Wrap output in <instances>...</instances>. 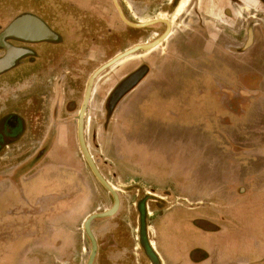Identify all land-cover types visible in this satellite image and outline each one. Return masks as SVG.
I'll return each mask as SVG.
<instances>
[{"label":"crops","instance_id":"0c3cea01","mask_svg":"<svg viewBox=\"0 0 264 264\" xmlns=\"http://www.w3.org/2000/svg\"><path fill=\"white\" fill-rule=\"evenodd\" d=\"M198 6L206 15L201 51L148 62L100 132L103 164L124 187H150L166 168L167 186L158 197L168 206L157 215L153 239L166 264H264V220L259 226L256 210L236 209L250 200L264 213V35L254 28L240 47V28L264 12V3L198 0ZM191 35L198 37L196 30ZM129 128L134 135H127ZM58 149L53 158L64 160L66 151ZM228 151L232 156L222 159ZM42 182L21 183L22 204L42 196L35 187L42 189ZM28 183L32 200L24 194ZM11 211L0 217V243L7 245L0 264L9 261Z\"/></svg>","mask_w":264,"mask_h":264},{"label":"flooded vegetation","instance_id":"af4514ba","mask_svg":"<svg viewBox=\"0 0 264 264\" xmlns=\"http://www.w3.org/2000/svg\"><path fill=\"white\" fill-rule=\"evenodd\" d=\"M183 1L185 2L184 8L182 7L183 9L179 13L177 11ZM260 1L264 3V0ZM25 4L23 7H14L10 11H0V57L5 54L4 45L11 51L8 52L7 56L15 52L17 54L11 65L0 71V156L6 153L8 149L13 150L12 146L22 141V138L27 136L25 132L28 131V144L21 150L20 155L26 154V160L23 161L29 162L27 165H23L24 170L19 175L17 173L20 172L19 167L21 164L8 166L10 179H7V183L15 188V201L20 206V209H17V211H20L19 213L13 208L9 213L10 219L7 225L8 232L11 233L12 243L8 251V264H17V262L18 264H52L50 261L52 257H55L56 264H65L64 259L66 260L67 256H71L76 248L73 238H71V245L60 249L61 251L49 252L52 253L50 255L46 250L40 248L41 245L37 246V248H40L37 252L31 251L29 249L30 245L25 244L27 238L31 236L30 233L28 234L30 226L28 220L36 217L40 220L43 217L46 218L45 214L50 213V208L56 204L70 206V209L74 206L73 204H77L73 200V193H79L78 187H73L72 191L67 190L64 193L56 191L43 194L35 197V200H33L35 203L30 204L26 201L27 204H22V198L18 197L17 192L22 182H27L33 177L38 179L44 177L42 179L44 184L47 182L45 179L52 178L53 174L55 175L54 181L51 180L48 183L53 187H57V178H60L58 173L66 175V178L70 177L72 179L70 182L73 181L76 184L77 174H75L76 170L73 169V165L55 163L52 167L42 161V157L49 156L52 158V155L59 150V146L55 145L56 147L51 149L50 142H46L47 134L37 137L41 127L45 126L48 119L49 125L51 121L57 120L60 117L58 114L59 108H67L66 104L72 103L74 94L79 92L73 88L59 92V87L54 84H58L65 78L76 80L78 74L75 71L79 70L77 64L82 63L81 69H84L89 61L94 59L95 54L92 51L95 45L101 51L102 56H107L104 59L106 61L135 44L157 40L158 42H155L156 44L147 51H135L112 64L122 62L119 72L117 71V74L114 72L115 79L106 81L111 82L113 80V85L107 91L105 89L96 92L99 99L97 106L111 113V110L114 109L124 95L140 81L147 71L146 69L149 68L148 62L156 63L157 61L158 63L160 57L166 60L165 57L174 56L175 51H180L182 54L201 51L202 41L205 40L206 15L204 9H199L198 0H25ZM153 6L158 8L159 11L153 18L148 20L157 21L147 26L129 24V22L136 24L148 21L141 20L136 14L140 13L142 9ZM175 13L176 16H174ZM21 16H24V18L11 26L13 21ZM21 21H24L23 27H21L22 31L16 28L18 24H21ZM244 25V38L242 39L243 45H240L241 48H245L244 44L252 40L254 28L257 29L258 34L264 35V24L259 18L246 20ZM218 28L215 26L216 30ZM194 30L197 31V38L191 35ZM217 31L220 35V29ZM148 32L151 34L150 36H146ZM122 40L133 41L129 45H122ZM117 46L118 50L112 52V49ZM234 50L238 51V49ZM2 63L0 62V65ZM141 68L144 69L143 75L112 102L114 90L121 83L126 84L135 79L132 75ZM242 74L241 72L237 77L240 79L241 76L245 75ZM130 76L132 78H129ZM88 78L89 76L85 81V86ZM20 79L23 83L20 86H15L14 84ZM47 80H52L54 86L51 85L50 88V85L45 84ZM241 85L239 83V86ZM85 86L79 98V107ZM91 90L92 84L87 105L90 101ZM61 93H67L70 97H66L65 102L60 104L58 96ZM48 115L49 118H47ZM82 122H84V115ZM37 143L40 145L39 148L33 150ZM48 143L49 145H47ZM23 145H25V141H23ZM47 146L49 147L47 148ZM45 148L47 149L45 150ZM50 170L54 173L47 177ZM13 172L15 173L12 174ZM68 173L70 174L67 175ZM83 183L84 185L81 184L82 190L85 187L86 196L93 199L92 188L89 185L86 186L85 182ZM61 186L59 187L61 188ZM112 187L114 186L112 185ZM136 189L138 192L140 190L142 200L135 202L136 210H138L135 228L128 229L127 226L130 225V220L123 222L122 217L124 215H118L117 210L120 208L118 193L116 194L117 207L111 215L98 219L93 218L89 221L88 228L96 247L91 264H166L155 250L153 239L155 237L154 226L157 215L167 208L168 204L157 209L160 211L151 214V222L147 223L150 213L145 210L144 198L157 204H162L164 198L154 196V193L148 192L151 196L156 197L150 198L144 195L147 192L142 190L141 187L137 186ZM48 198H50L49 201L46 200ZM112 203L113 199L111 197V204L103 210L110 208ZM75 215L71 214L70 224L76 220L77 216ZM117 215L119 216L118 219L116 218ZM22 217L27 218L26 224L23 223L25 221L23 220V225H17ZM132 230L136 232L134 237ZM68 231L71 237L74 236V231ZM22 232H26V234ZM16 236L21 237V241ZM23 238H25L24 241ZM88 242L87 258L91 246L90 240ZM58 246L59 244L55 248ZM100 247L103 248L102 251H99ZM22 258H27V262H22Z\"/></svg>","mask_w":264,"mask_h":264},{"label":"rangeland","instance_id":"374dc122","mask_svg":"<svg viewBox=\"0 0 264 264\" xmlns=\"http://www.w3.org/2000/svg\"><path fill=\"white\" fill-rule=\"evenodd\" d=\"M148 4H151V3H148ZM24 5H26L25 0H0V11H3V12L7 10L10 11V10H13L14 7H17V6L23 7ZM158 11H159L158 8L153 6L150 8L142 9V11L140 13H137L136 15L140 17L141 20H148V19L153 18V16L156 15ZM255 17L259 18V20L262 21L264 24V12L257 11ZM244 27L245 25L242 28H240V33H241L240 36L242 38H244V33H243ZM150 35L151 34L149 32L146 34V36H150ZM132 41L133 40H122V45L123 44L129 45L130 43H132ZM240 42H243V40H240ZM122 45H120V47H122ZM118 46L114 47L112 49V52L118 50ZM93 47H94V50L92 51V53L95 54L94 59L89 61V63L84 69H81L82 63L77 64L79 67V70L75 71L78 74V78L76 79L77 81L73 80L72 78L70 79L65 78L62 81H60L58 84H54L59 87L58 88L59 92H61L62 90L63 92L64 90L68 91L70 90L69 88H73L74 90H78L79 92L75 93L77 96L74 94L73 96L74 101L72 103L66 104L67 108H64V107L61 109L59 108L58 114L60 117H58L57 120L51 121V124L49 125V119H48L45 126L41 127V131H39V135L37 136V137H41L44 134H47L46 142L47 141L50 142V144L52 145L51 149H54L56 146H59L63 148V151H66V154H67L65 156V159L62 161L57 160L56 158H53V156L52 158L49 156L42 157L43 163L50 164L49 166H52V167L54 166L53 164L55 163L73 165V169L76 170L75 174H77V178L75 179L76 184H74L73 181L70 182L72 180L70 179V177L66 178V175L57 172L58 175L60 176V178H57L58 180L57 187H53L52 185L48 183L51 180L54 181L55 175L53 174L52 178H48L49 180L45 177L46 178L45 181L47 182L39 186L40 188L42 187V189H39L38 186H35L36 191L40 193L41 195H43V194H47L50 192H56V191L64 193L67 190L72 191L73 187L74 188L78 187L79 193L78 194L73 193L74 195L73 200L77 202V204H73L74 206L71 207V208L74 207L73 209L71 208L69 209L70 206H67V205L61 206L59 204L58 205L56 204L55 206L53 205L50 208V213L48 212L45 214L46 218L43 217L41 218V220L36 219L37 217L29 218L28 221L30 223L29 224L30 226H29L28 234L30 233L31 236L30 238H27V241L25 244L30 245L29 249L31 251L37 252L41 248V249L46 250L48 252V255H50L52 253H49V252H53L54 250L61 251L60 249H64L68 245H71V238H73V242L76 245V248L74 249V252L71 254V256L69 255L67 256L66 260L64 259L65 264H85L87 253L89 250V242H88L89 239L86 233L84 232V229L82 227V222L86 218L87 215L91 213H95V212H100L103 209L107 208L111 204V197H112L111 194L98 182V180L95 178V176L92 174V172L88 168L79 150V147L77 144V137H76L75 116L77 114V110L79 107L78 102H79V98L81 97L83 88L85 86V81L87 77L90 76L93 70H95L100 64L105 62L104 59H106L107 57V56L101 55V51L98 50L96 45ZM255 51L257 52L258 50H255ZM121 65H122V62H119V63L112 65L111 67L105 68L102 71H100L94 78V81L92 83V90H91L92 92L90 94V101L84 112V122H83L82 129H83L84 142L86 144L89 154L94 160V163H95V166L98 172L101 174V176L106 180V182L110 186L113 185L115 187V188L114 187L112 188L114 189L116 194L118 193V196L120 198V208L117 210L118 215H122V214L124 215L122 217L123 222H128V219H129L130 225L127 226V228L133 229L136 227V223H137L136 213L138 211L136 210L137 206L135 205V202H137V200H142L141 199L142 195H141L140 190L138 192V190L136 189L138 185H130L128 187L121 186V184L116 180L117 178H115L116 176L114 175V171H112L110 166L109 165L106 166L103 164L101 143H100V136H101L100 132L106 131V129L108 128V121H109L111 113L110 111L106 112V109H100L99 106H97L99 99H98V96L96 95V92L98 93L100 91H104L105 89L107 91L109 89V87L114 83V81L113 80L111 82H106V81H109V79H115L114 72L117 74V71L121 68ZM22 80L20 79L14 85L20 86L23 83ZM52 82H53L52 80H47L45 84L50 85V88H51V85H53ZM67 93H64V94L61 93L59 95L60 97L58 96V99L60 100V104L61 102H65L66 97H70L68 96ZM48 103H49V100H48ZM47 118H49V115ZM133 126L136 127V121L133 123ZM130 129L131 128H129V130ZM129 130L127 133L128 136L135 134V130L133 128L130 131ZM25 133L27 136L25 138H22V141H19L18 144L20 145L16 144L15 146H12V148H14L13 150L8 149L6 153L0 156V180L2 181L0 182L2 183V185L0 186L1 188L0 191H2L0 195V217L3 219H7V215H5L7 213V210H10L13 208V209H16L15 211H17V209L18 210L20 209V206L15 204L17 203V201H15L16 198L14 197L15 192L11 188H9V185L7 187L5 186L7 185L6 173L8 172L7 171L8 166H13V165L17 166V164H21V166L19 165L20 172L17 173L19 175L24 170L23 165L24 164L27 165V163H29L27 161H23V160H26L25 159L26 154L20 155V153L22 152L21 150L24 147H26V145L28 144L27 143L28 131H26ZM23 141H25V145H23ZM47 145H49V143ZM39 146H40L39 143L35 144V147L33 148V150H36V148H39ZM48 147L49 146H47V148ZM66 147L68 149H66ZM47 148H45V150ZM232 154L233 153H230L229 151L223 152L222 159L227 158V156H232ZM224 163L228 164L227 161L223 160L222 165H224ZM230 165L232 164L230 163ZM130 169H133V168H130ZM163 171L164 172L161 173L160 179H158L156 175L155 179H153L154 182L150 183L151 188L145 184L144 186L143 185L140 186L142 187L141 188L142 190L147 192V194L144 193L145 196L150 197V198H156L154 196L161 195V193L159 192L162 190V188L165 189L167 186L166 172H165L166 168H164ZM52 173H54V171L50 170L47 177H49ZM69 174L70 173H68L67 175ZM42 179H44V177H42ZM83 182L86 183V186L89 185V187L92 188L93 199L86 196L85 187H84V190H82L83 187H81V184L84 185ZM157 182H161V183H157ZM36 183L37 182H35L34 184L36 185ZM34 184L32 183L31 186H33ZM24 185L28 187L27 191L24 190V194L26 195V198L29 200H32L33 198L30 197L31 192L29 191V188H30L29 183L24 184ZM59 186H61V188ZM32 189H35V188H32ZM148 192L154 193L155 195L151 196L150 194H148ZM32 196H34V193ZM246 196L249 197L248 194H246ZM18 197L20 196L18 195ZM163 198H164V201L162 204H159V203L157 204V203L152 202L151 200H148L147 198H144L143 201L144 203H146L145 210L150 213L148 217L149 220L147 221V223L151 222V217H152L151 214H154L160 211L157 209L161 207H165L167 205V202L165 201L166 200L165 197ZM46 200L49 201L50 198ZM259 200L261 199L259 198ZM32 206L34 207V205ZM23 207H26V206H23ZM257 208L259 209L261 208V206L258 205L257 202L254 205L253 203H251L250 200L242 204L240 203L236 207L239 214L242 212L246 213L247 211L251 212V211L256 210L255 212L257 213H255V215L256 214L258 215L259 222H260L259 226H261L262 221L264 220V216H263L264 213L261 212L260 209L257 210ZM19 212L20 211H17V213ZM71 214L72 215L76 214L75 216H77V218L75 221H73L70 224L69 220H70ZM118 215L116 217L117 219L119 218ZM99 218H102V217H99ZM26 219L27 218L25 217H22L21 220L18 219L20 220V222L18 221L17 225H23L22 224L23 220H25L23 223L26 224L27 222ZM68 230L74 231V236L71 237V234H68L69 232ZM22 233L26 234V232H22ZM135 233L136 232L132 230L133 237ZM8 235H9L8 244L9 246H11V243H12V237L10 236L11 233L8 232ZM16 238H18L19 241H21V237L16 236ZM22 240L24 241L25 238H23ZM58 244L59 246L55 248V246H57ZM39 245H41V247L37 248V246ZM5 246L7 245L0 243V254L2 252L1 250ZM102 250L103 248L100 247L99 251H102ZM27 260H28L27 258H22V262H27ZM50 261L52 264L57 263L55 261V257H52Z\"/></svg>","mask_w":264,"mask_h":264},{"label":"water","instance_id":"95a60500","mask_svg":"<svg viewBox=\"0 0 264 264\" xmlns=\"http://www.w3.org/2000/svg\"><path fill=\"white\" fill-rule=\"evenodd\" d=\"M24 18V16H21L17 19H15L13 21V24H11V26H13L14 24L18 23V21L22 20ZM157 20H148V21H144V22H141V23H130L129 24H132L134 26H147V25H150L152 24L153 22H155ZM10 26V27H11ZM9 27V28H10ZM158 42L157 40H154V41H150V42H147V43H142V44H135L119 53H117L116 55H114L113 57H111L110 59L106 60L105 62H103L102 64H100L89 76L88 80H87V83H86V86H85V90H84V94H83V98H82V102L80 104V107L78 109V112H77V115H76V137H77V144H78V147H79V150L81 152V155L84 159V161L86 162L88 168L90 169V171L92 172V174L95 176V178L98 180V182L111 194L112 196V199H113V203H112V206L110 208H108L107 210H103L101 212H95V213H91L89 214L86 219L84 220V222L82 223V227L84 229V232L86 233L88 239L90 240V253L88 255V258H87V261H86V264H91L92 262V259H93V256H94V253H95V243H94V239L89 231V228H88V223L91 219L93 218H99V217H105V216H109L111 215L116 207H117V196H116V192L114 191V189L112 188V186H110L106 180L101 176V174L98 172L96 166H95V163H94V160L92 159L91 155L89 154L88 150H87V147H86V144L84 142V138H83V129H82V126H83V122H82V119H83V115H84V112H85V108H86V105H87V101H88V96H89V93H90V88H91V84H92V80L93 78L100 72L102 71L103 69H105L106 67L112 65L113 63H115L116 61H118L119 59L123 58L124 56H127L128 54L130 53H133L135 51H147L148 49H150L152 46H154L156 43ZM4 48H5V54L0 57V62H3L1 65H0V71L5 69V68H8L14 57L17 55L16 52L13 54H10L9 56L8 55V52L10 51L9 48L7 46L4 45ZM11 52V51H10ZM144 73V69L141 68V69H138L132 76H134L135 79H133L132 81H130L129 83H121L113 92V95H112V102L115 101V99L124 91L126 90L129 86H131V84L137 80L138 78H140L142 76V74ZM132 76H130L129 78H132Z\"/></svg>","mask_w":264,"mask_h":264},{"label":"bare ground","instance_id":"6f19581e","mask_svg":"<svg viewBox=\"0 0 264 264\" xmlns=\"http://www.w3.org/2000/svg\"><path fill=\"white\" fill-rule=\"evenodd\" d=\"M184 3H185L184 1L181 3V5H180V7L178 8V11H177V12H179V11L182 9V7L184 6ZM23 22H24V21H21V22H20L21 24H18V25L16 26V28H19L20 31H22V28H21V27H23ZM18 26H19V27H18Z\"/></svg>","mask_w":264,"mask_h":264},{"label":"trees","instance_id":"16d2710c","mask_svg":"<svg viewBox=\"0 0 264 264\" xmlns=\"http://www.w3.org/2000/svg\"><path fill=\"white\" fill-rule=\"evenodd\" d=\"M5 223V222H4ZM6 226H7V224H6Z\"/></svg>","mask_w":264,"mask_h":264}]
</instances>
